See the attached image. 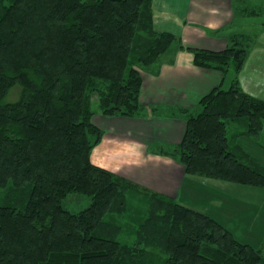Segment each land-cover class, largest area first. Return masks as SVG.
Listing matches in <instances>:
<instances>
[{
    "label": "trees",
    "instance_id": "obj_1",
    "mask_svg": "<svg viewBox=\"0 0 264 264\" xmlns=\"http://www.w3.org/2000/svg\"><path fill=\"white\" fill-rule=\"evenodd\" d=\"M175 41L154 30L152 0H0V264H264L211 216L91 162L93 117L139 115V69L157 72ZM249 46L191 48L196 66L234 77L182 111L171 150L188 174L264 188V166L229 136L237 121L264 127V100L239 82ZM72 192L89 204L65 208Z\"/></svg>",
    "mask_w": 264,
    "mask_h": 264
},
{
    "label": "crops",
    "instance_id": "obj_2",
    "mask_svg": "<svg viewBox=\"0 0 264 264\" xmlns=\"http://www.w3.org/2000/svg\"><path fill=\"white\" fill-rule=\"evenodd\" d=\"M152 11L154 30L169 32L179 42L160 58L157 72H142L139 115L120 116L124 125L107 133L104 123L110 120L93 117L104 135L91 162L211 216L238 241L264 251V188L188 174L171 150L186 131L182 111L197 113L200 99L226 81L227 72L196 66L191 48L221 51L229 40L249 42L240 87L264 100V0H152ZM241 17L259 18L251 31H238L232 26ZM241 123L229 126L231 147L264 166V140L251 138L260 132L249 135ZM236 125L242 128L231 135Z\"/></svg>",
    "mask_w": 264,
    "mask_h": 264
},
{
    "label": "rangeland",
    "instance_id": "obj_3",
    "mask_svg": "<svg viewBox=\"0 0 264 264\" xmlns=\"http://www.w3.org/2000/svg\"><path fill=\"white\" fill-rule=\"evenodd\" d=\"M262 17V16H261ZM259 18V17H256V18H240V19H237V21L235 22V25H233L232 27L235 29V30H242V31H251L253 29V27H255L257 24L255 22V20ZM238 22H241L240 24H238ZM251 22V24L249 23ZM35 30L37 31V29L35 28ZM250 35V33H248ZM230 43H233L232 40H229ZM179 41H175L174 44H178ZM173 44V43H172ZM172 44L171 46L169 47L168 50L171 49L172 47ZM164 56V55H163ZM163 56L161 58H163ZM141 70V76H142V72L144 74V72H147L145 69H139V71ZM152 73L154 74V71L153 70H149V73L147 74H151ZM226 81L224 83V85L221 87L223 89H226L229 87V85L231 84V81L234 77V74H233V71L232 70H229L227 73H226ZM20 90H21V86H14L9 94L7 95L6 97V101H15L19 98V95H20ZM141 94V92H140ZM139 101H140V96H139ZM141 104V103H140ZM200 109L198 110L197 113H199ZM197 113H194V115H196ZM96 116V120L100 121L99 118L103 121V122H106V120H110L108 123H104L106 124L107 126H105V131L106 133L108 131H113V130H116L117 128H119L120 126L124 125V123H121L122 122V119L120 116H116V117H109V116H103L101 114H97L95 115ZM118 118V119H117ZM102 122V123H103ZM242 127L241 126H234L232 127V129L230 128V134L231 135H234V134H237L238 131L241 129ZM260 135L258 137H251L252 139L254 138H260V139H263L264 140V127L263 129L260 131L259 133ZM234 139H237V136L234 137ZM203 177V176H201ZM207 178V177H206ZM90 202V197L85 195V194H81V193H77V192H72L70 193L66 199L63 201V206L67 209H69L70 211H73V212H76V211H79L83 208H85ZM132 232H133V228H132ZM124 234L125 236H130L128 234V232H125V233H122Z\"/></svg>",
    "mask_w": 264,
    "mask_h": 264
}]
</instances>
